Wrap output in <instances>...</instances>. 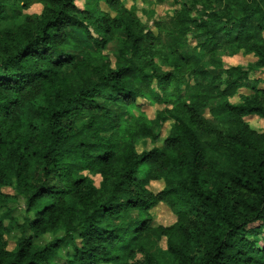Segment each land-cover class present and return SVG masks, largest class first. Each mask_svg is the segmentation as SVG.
<instances>
[{"label": "trees", "instance_id": "1", "mask_svg": "<svg viewBox=\"0 0 264 264\" xmlns=\"http://www.w3.org/2000/svg\"><path fill=\"white\" fill-rule=\"evenodd\" d=\"M153 1L181 6L156 33L137 16ZM76 3L0 0V204L33 215L0 220V264H264V133L246 122L264 120V0ZM238 54L257 61L226 68Z\"/></svg>", "mask_w": 264, "mask_h": 264}, {"label": "rangeland", "instance_id": "2", "mask_svg": "<svg viewBox=\"0 0 264 264\" xmlns=\"http://www.w3.org/2000/svg\"><path fill=\"white\" fill-rule=\"evenodd\" d=\"M181 2L182 4H185V3H188L189 0H181ZM131 3L132 2H128L129 7L132 5ZM76 5L78 6V8H80V10H84L85 5H86V0H77ZM179 7L181 6L180 5L177 6L173 1L169 3H159V2L153 1L151 4H147V5H143L139 3L137 7V16L144 24L151 27V29L156 33V28L154 26L155 21H158L160 18L166 16L167 14L171 13L174 9H177ZM19 8L21 7L19 6ZM42 12H43L42 5H33L28 10H22L21 16L25 17L28 15H41ZM194 17H197L196 13L194 14ZM196 32H197L196 29H193V31L188 35L189 43L192 46H195L197 44V33ZM115 45L116 44H112L111 48L108 49V51L106 52V54L110 55L113 63H115V59L113 57ZM231 57L233 56H224L222 58L224 66L226 64V67L234 65V66H243L246 68L250 64L256 62L255 57L245 55V54L244 55L239 54V56L229 59ZM164 70H169V69L164 68ZM253 78L255 79V81H258V80L263 81L264 80V69L260 71H256V74H254ZM261 85H262L261 88H264V85L262 83ZM240 94L249 95L251 93H248V91L242 90ZM239 101H240L239 95L231 99V102H234V103H238ZM160 108H161L160 106L159 107H147V106L143 107L144 111L149 115L150 118H153L155 116V112L160 110ZM246 122L249 123L252 129L256 130L259 133H264V120L262 118L258 116L247 117ZM168 131H169V125H166L165 129L161 133L163 139L168 134ZM152 147L153 146L151 144L147 146L148 149H151ZM146 174H147V169L146 167L142 166L140 168V172H138V175L145 176ZM84 176L91 177L96 186L100 185V182H101L100 176L91 175L90 173H87V172L84 174ZM161 186H162L161 184L160 185L154 184L151 187V190L154 192H158L161 189ZM2 193L4 195L13 196V197L18 196L13 188L2 189ZM151 212L154 218L155 225L170 226L176 221V218L166 206L159 205L158 207L153 209ZM26 214L27 213H26V208H25V201L22 198L12 200V201L10 200L7 204H4V205L0 204V220L4 222L5 226H9L10 221L12 219L15 220L17 223H22L23 220L26 221L28 219H33V215H31L30 217L29 215H26ZM59 235L60 237L62 236L66 238L64 234H59ZM19 237H20V232L18 231L16 227L14 228V230L12 231L10 235L5 236V241H6L7 248L9 251H12L15 249L16 242ZM52 239L53 237L46 236L42 240H40V242L44 244V243L51 241ZM163 247L165 248V243H163ZM61 252H62V256L66 258L67 254L71 252V247L68 246V248L66 247L62 248Z\"/></svg>", "mask_w": 264, "mask_h": 264}, {"label": "crops", "instance_id": "3", "mask_svg": "<svg viewBox=\"0 0 264 264\" xmlns=\"http://www.w3.org/2000/svg\"><path fill=\"white\" fill-rule=\"evenodd\" d=\"M244 55V54H243ZM237 56H239V54L238 55H235V56H233V57H231V58H229V59H232V58H235V57H237ZM256 61H257V59H256ZM255 63V62H254ZM253 64V63H252ZM225 67H226V64H225ZM231 67H237V66H234V65H232V66H227L226 68H231ZM254 74H256V72L255 71H253V72H251L250 73V78L254 81L255 79L253 78V76H254ZM264 81V80H263ZM263 84V83H262ZM259 88H261L262 87V85L260 84L259 86H258ZM242 90H245V91H248V93H252V91L250 90V89H242ZM242 90L239 92V97L241 98V95H245V94H240L241 92H242ZM238 95H236V96H238ZM235 96V97H236ZM240 102V101H239ZM238 102V103H239ZM234 103V102H233ZM249 117H252V116H249ZM158 185H160V184H158ZM160 191V190H159Z\"/></svg>", "mask_w": 264, "mask_h": 264}]
</instances>
